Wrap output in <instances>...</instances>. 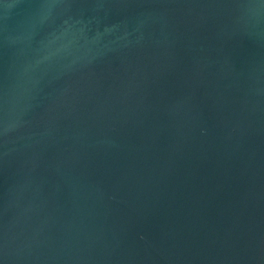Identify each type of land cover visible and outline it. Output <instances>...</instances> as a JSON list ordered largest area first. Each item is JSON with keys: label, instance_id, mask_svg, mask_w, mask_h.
Here are the masks:
<instances>
[{"label": "water", "instance_id": "1", "mask_svg": "<svg viewBox=\"0 0 264 264\" xmlns=\"http://www.w3.org/2000/svg\"><path fill=\"white\" fill-rule=\"evenodd\" d=\"M0 264H264V0H0Z\"/></svg>", "mask_w": 264, "mask_h": 264}]
</instances>
